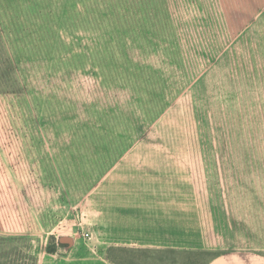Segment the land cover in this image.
<instances>
[{
    "label": "rangeland",
    "instance_id": "1",
    "mask_svg": "<svg viewBox=\"0 0 264 264\" xmlns=\"http://www.w3.org/2000/svg\"><path fill=\"white\" fill-rule=\"evenodd\" d=\"M1 25L0 233L38 264L217 254L129 243L127 209L160 183L217 208L243 169L264 183V0H0Z\"/></svg>",
    "mask_w": 264,
    "mask_h": 264
},
{
    "label": "crops",
    "instance_id": "2",
    "mask_svg": "<svg viewBox=\"0 0 264 264\" xmlns=\"http://www.w3.org/2000/svg\"><path fill=\"white\" fill-rule=\"evenodd\" d=\"M242 174L241 187L227 186L219 208L209 195L211 186L196 184L190 202L179 200L180 186L167 183L155 185L165 192L134 197L127 209L134 218L126 225V241L216 249L205 264H264V183L248 180L244 169Z\"/></svg>",
    "mask_w": 264,
    "mask_h": 264
},
{
    "label": "trees",
    "instance_id": "3",
    "mask_svg": "<svg viewBox=\"0 0 264 264\" xmlns=\"http://www.w3.org/2000/svg\"><path fill=\"white\" fill-rule=\"evenodd\" d=\"M3 26H0V92H12L15 89V83L19 81L17 78L16 65L8 52V44L4 39ZM28 240V238L20 236H5L0 233V264H38L39 258L37 254L32 252V244L27 246V252L20 251L16 248L18 241ZM49 253L57 252V247L54 243L50 242L46 246ZM109 261L115 262L111 258Z\"/></svg>",
    "mask_w": 264,
    "mask_h": 264
}]
</instances>
